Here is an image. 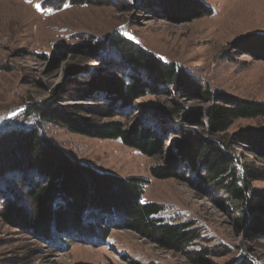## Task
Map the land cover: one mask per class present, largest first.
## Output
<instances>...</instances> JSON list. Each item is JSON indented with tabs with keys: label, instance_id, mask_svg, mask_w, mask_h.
Segmentation results:
<instances>
[{
	"label": "rangeland",
	"instance_id": "1",
	"mask_svg": "<svg viewBox=\"0 0 264 264\" xmlns=\"http://www.w3.org/2000/svg\"><path fill=\"white\" fill-rule=\"evenodd\" d=\"M156 1L82 0L71 4L69 0H0V133L37 128L43 138L73 160L99 172L145 179L141 202L161 206L155 218L170 224L190 223L197 237L179 249L170 248L157 235L126 226L119 216L95 218L94 223L85 216L83 230L69 228L63 235L53 222L49 225L51 238L43 236L3 217L5 208L13 203L24 213L30 212L33 186L12 166L10 176L0 174V264H233L241 258L264 264V223L258 231L249 225L236 227L235 211L240 203L238 207L231 205L224 192L202 183L196 173L183 170L182 179H156L149 169L161 163L160 158L142 155L119 139L85 136L41 123L31 111L35 104L52 102L63 107L78 103L74 101L79 98L73 80L82 81L86 88V81L99 73L121 75L116 50L108 43L98 46L114 33L162 62L183 69L212 92L264 101V61L230 44L248 33L264 34V0H201L212 13L189 22L152 12L165 0ZM76 72V79L68 81ZM170 90L147 93L120 111L122 114L104 120L150 125L156 120L150 108L163 101H177L186 107L206 105L196 96L177 98ZM244 129L264 130V118L236 119L225 134L231 136ZM168 132L164 148L176 136ZM242 146L234 143L231 150L238 162L255 170L257 179L251 186L262 195L264 159ZM14 159L11 156L8 161ZM254 210L264 216V205ZM92 224L102 228L98 235L88 229Z\"/></svg>",
	"mask_w": 264,
	"mask_h": 264
},
{
	"label": "trees",
	"instance_id": "2",
	"mask_svg": "<svg viewBox=\"0 0 264 264\" xmlns=\"http://www.w3.org/2000/svg\"><path fill=\"white\" fill-rule=\"evenodd\" d=\"M80 1L69 0L71 4ZM157 7L152 12L164 13L177 22H189L212 13L211 7L201 0H165ZM105 40L98 46L103 48L108 43L116 50V67L122 69L118 72L121 75L99 73L86 81L85 88L82 81L73 80L78 76L76 72L68 81L73 80L79 98L74 101L78 103L63 107L52 102L35 104L31 111L38 115L39 121L58 125L71 133L119 139L142 155L156 156L161 163L149 169L156 179H182L183 170L194 172L202 183L224 192L231 205L238 207L240 203L239 210L235 211L236 227L249 225L253 230H260L264 216L256 215L254 209L259 204L264 205V194L260 195L251 186L257 179L255 170L238 162L231 146L241 143L254 156L264 159V130L244 129L231 136L225 132L236 119L264 118V101L212 92L183 69L162 62L117 33ZM230 44H236L243 54L264 61L263 33H248ZM167 87H171L169 93H175L177 98L196 96L206 105L186 107L177 101H163L150 108L156 116L150 125L141 122L125 125L117 120H104L122 114L120 111L129 108L139 97L156 94ZM84 100L94 102L81 103ZM168 131L176 136H172L170 146L164 148ZM11 156L16 159L8 161ZM10 168L21 171L24 181L29 178L28 182L33 186L29 191L31 206L30 212L24 213L13 203L5 208L3 217L8 222L15 219V223L21 222L43 236L51 238L49 225L53 222L58 233L63 235L69 228L83 230L85 216L92 223L95 218L106 220L119 216L126 226L149 236L157 235L170 248L179 249L197 237L190 223L170 224L155 218L161 206L141 202L145 179L99 172L89 164L73 160L49 139L43 138L37 128L8 129L0 133V174L10 176ZM29 173L39 181L32 180L30 175L27 176ZM253 199H256L254 204ZM93 225L88 229L98 235L102 228L99 224ZM233 264L254 263L241 258Z\"/></svg>",
	"mask_w": 264,
	"mask_h": 264
},
{
	"label": "snow or ice",
	"instance_id": "3",
	"mask_svg": "<svg viewBox=\"0 0 264 264\" xmlns=\"http://www.w3.org/2000/svg\"><path fill=\"white\" fill-rule=\"evenodd\" d=\"M28 2H31V0H28ZM36 7H37L38 10H40L41 6H40V4H37ZM49 11H51V10L49 9Z\"/></svg>",
	"mask_w": 264,
	"mask_h": 264
},
{
	"label": "water",
	"instance_id": "4",
	"mask_svg": "<svg viewBox=\"0 0 264 264\" xmlns=\"http://www.w3.org/2000/svg\"><path fill=\"white\" fill-rule=\"evenodd\" d=\"M259 229H257L256 231H258Z\"/></svg>",
	"mask_w": 264,
	"mask_h": 264
}]
</instances>
